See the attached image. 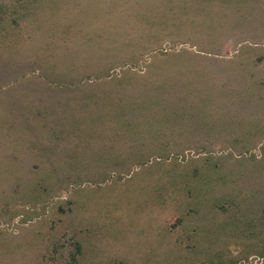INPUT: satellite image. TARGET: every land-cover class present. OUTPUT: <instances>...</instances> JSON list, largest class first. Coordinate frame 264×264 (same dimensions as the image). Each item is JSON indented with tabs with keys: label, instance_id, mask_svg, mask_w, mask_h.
<instances>
[{
	"label": "rangeland",
	"instance_id": "1",
	"mask_svg": "<svg viewBox=\"0 0 264 264\" xmlns=\"http://www.w3.org/2000/svg\"><path fill=\"white\" fill-rule=\"evenodd\" d=\"M0 264H264V0H0Z\"/></svg>",
	"mask_w": 264,
	"mask_h": 264
}]
</instances>
